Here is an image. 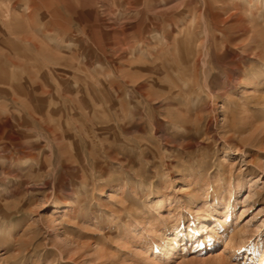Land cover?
Returning <instances> with one entry per match:
<instances>
[{
	"label": "rangeland",
	"instance_id": "rangeland-1",
	"mask_svg": "<svg viewBox=\"0 0 264 264\" xmlns=\"http://www.w3.org/2000/svg\"><path fill=\"white\" fill-rule=\"evenodd\" d=\"M262 2L0 0V264H263ZM87 112L135 136L82 179Z\"/></svg>",
	"mask_w": 264,
	"mask_h": 264
},
{
	"label": "bare ground",
	"instance_id": "bare-ground-1",
	"mask_svg": "<svg viewBox=\"0 0 264 264\" xmlns=\"http://www.w3.org/2000/svg\"><path fill=\"white\" fill-rule=\"evenodd\" d=\"M245 2H248L250 5H253V2H258V3H260V2H264V0H254V1H251V0H244ZM262 2V3H263ZM133 4V3H132ZM206 4V3H205ZM132 6V5H131ZM208 9H209V7H208ZM210 10V9H209ZM165 13V12H164ZM147 17V16H146ZM219 17V16H218ZM212 18V17H211ZM217 18V17H216ZM145 19V18H144ZM213 19V18H212ZM146 20V19H145ZM210 20V19H209ZM215 20V19H214ZM218 20H220V19H218ZM154 21V20H153ZM152 21V22H153ZM137 22V21H136ZM146 22V21H145ZM215 22V21H214ZM146 25V24H145ZM144 25V26H145ZM157 26V25H156ZM208 27V26H207ZM133 28V27H132ZM205 28H206V25H205ZM183 29V28H182ZM122 32V31H121ZM136 38V37H135ZM205 40V39H204ZM120 41V40H119ZM142 41V40H141ZM128 42H130V41H128ZM159 45V44H158ZM129 46H131L130 44H129ZM126 48V47H125ZM122 50V49H121ZM124 50V49H123ZM129 50V49H128ZM209 51V50H208ZM207 52V51H206ZM158 59V58H157ZM184 59V58H183ZM155 60V59H154ZM179 60V59H178ZM186 60V59H185ZM180 62H181V60H180ZM204 62V61H203ZM182 64L183 63H185V62H181ZM189 68V67H188ZM156 69V68H155ZM162 69V68H161ZM184 70V69H183ZM187 72V71H186ZM184 73V72H183ZM190 73V72H189ZM156 74H158V73H156ZM181 77V76H180ZM186 77V76H185ZM184 78V77H183ZM173 82V81H172ZM194 84V83H193ZM192 84V85H193ZM191 85V84H190ZM205 87H207L206 85H205ZM165 98V97H164ZM119 99V98H118ZM121 99V98H120ZM42 101V100H41ZM121 101H123V100H121ZM37 106V105H36ZM40 106V105H39ZM138 106V105H137ZM34 107V106H33ZM193 107V106H192ZM34 109H36V108H34ZM32 113H34V112H32ZM36 113V112H35ZM34 113V114H35ZM121 113H122V111H121ZM13 114V113H12ZM34 114H31V112H30V116L29 117H25V115H23V114H21V113H18V114H15L16 116H13L12 115V117H13V119H15V121H17L18 123V125H21V126H23V128H34V127H36V126H34L35 124H39V126H41L43 129H45V130H48L50 133L51 132H54L55 130H54V127L53 126H55V125H57L58 127L60 126L59 124L60 123H63L62 122V117L60 116V118H57V119H54V117L53 116H47V115H45L44 113H43V115H45V116H41L40 115V117L39 116H36V115H34ZM116 114H118V113H116ZM120 114V113H119ZM3 115V114H2ZM38 115V114H37ZM61 115V114H60ZM100 115V114H99ZM108 115V114H107ZM122 115V114H121ZM124 115H126V114H124ZM117 116V115H116ZM120 117V116H119ZM119 117H117V118H109L108 116H107V118H105V120H106V122H101L100 120H98V115L96 114L95 115V112H87L86 114H82V118H80V119H82L81 121H80V123H87V126L84 128V129H81L79 126H75V128H76V133L77 134H71L72 136H70V137H72V142L70 141V146H72V144H73V146L76 148V146L77 145H79V143H81V147H82V150H83V160L81 159V161H79L78 159H77V161L78 162H76L75 161V163H77V169H78V171H80L81 173H82V175L80 176L81 178L83 177V174H84V172H85V170H86V168H87V164H86V162L87 163H91L92 164V167H95L97 164H98V158H99V156L98 155H100V157L101 158H108L109 159V154L111 153V152H113V153H115L114 154V156H113V158L115 157V156H117V153H119L117 150L115 151V150H113V147H115L114 145H115V143H117V145H118V143H121V142H125L126 140H132L133 138H134V131H132L131 129H129V127H128V125H124V123H117L118 121H121L122 119L121 118H119ZM125 118V117H124ZM184 118V117H183ZM5 119V118H4ZM56 120H58V121H60V123H58V121H56ZM65 120V119H64ZM5 121L8 123V119L6 118L5 119ZM13 123V122H12ZM34 123V124H33ZM58 123V124H57ZM32 124H33V126H32ZM56 126V127H57ZM41 128V129H42ZM132 128V127H131ZM4 129L6 130V131H8L9 132V138H11V139H13V140H19L22 136H18V134L19 133H21V132H19L18 131V134H17V132H15L14 133V128L12 127V125L10 124V123H8V125H6L5 127H4ZM17 129V128H16ZM20 129H22V128H20ZM38 129V128H37ZM133 129V128H132ZM5 130L3 131V132H5ZM34 130V129H33ZM31 131V130H30ZM47 131V132H48ZM75 132V131H74ZM8 134V133H7ZM2 135V134H1ZM22 135H24V134H22ZM55 135V134H54ZM1 137H3V136H1ZM0 137V138H1ZM60 137V136H59ZM58 136L56 137H53V142H54V144H55V146L58 148L59 146H61L62 145V142H61V138H59ZM8 138V139H9ZM22 139H24V137L22 138ZM142 139V138H141ZM7 140V139H6ZM67 140V139H66ZM19 142H20V140H19ZM69 142V141H68ZM9 143V142H8ZM49 143V142H48ZM50 144V143H49ZM68 145H69V143H68ZM116 145V146H117ZM2 146V145H1ZM12 146V145H11ZM19 147V146H18ZM51 147H53V146H49V148H50V153H53V151H52V148ZM73 147V148H74ZM12 148H13V146H12ZM20 148V147H19ZM60 148V147H59ZM68 148V147H67ZM73 148H71V149H73ZM16 149H18V148H16ZM70 149V150H71ZM24 150H25V148H24ZM80 150H81V148H80ZM8 151V150H7ZM69 151V150H68ZM67 151V152H68ZM1 152V151H0ZM33 153V152H32ZM55 153V152H54ZM69 153H71V152H69ZM80 153H81V151H80ZM14 154V153H13ZM74 154V153H73ZM82 154V153H81ZM0 155H1V153H0ZM52 155V154H51ZM51 155L49 156V157H46V158H44L43 159V161L41 160V159H39V160H41V161H39V160H37L36 161V163L35 164H38V167H39V165H45V166H48V164H51V162H53L52 160H51ZM54 155V154H53ZM11 156V155H10ZM71 156H73V158L75 157L74 155H72V153H71ZM71 156H68V158L69 157H71ZM23 157V156H22ZM67 157V156H66ZM80 157V156H79ZM78 157V158H79ZM12 158V157H11ZM32 160L34 159V156H32L31 155V157H30ZM63 158V157H62ZM64 159H65V157H64ZM8 160V159H7ZM57 160V159H56ZM67 160V159H66ZM68 161H70V160H68ZM68 161H67V163H68ZM72 161V160H71ZM70 161V162H71ZM28 162V161H27ZM57 162V161H56ZM55 162V163H56ZM73 162V161H72ZM100 162V161H99ZM65 163H66V161H65ZM73 164H74V162H73ZM53 165V164H52ZM60 165V164H59ZM75 165V164H74ZM65 166H67L66 164H65ZM53 167V166H52ZM63 167V166H62ZM64 168V167H63ZM68 168V167H67ZM55 170H58V168L57 169H55ZM76 170V169H75ZM51 171H53V170H51ZM74 171V170H73ZM56 172V171H55ZM48 173H50L49 171H48ZM76 173V172H75ZM80 173V174H81ZM56 174H57V172H56ZM74 174V173H73ZM77 174V173H76ZM80 174H78V175H80ZM72 175V174H71ZM54 177H55V174H54ZM53 177V178H54ZM83 179V178H82ZM55 180H56V178H55ZM158 202H160V199H158V200H156V203H158ZM210 208H212V207H210ZM215 209V208H214ZM212 211H214V210H212ZM204 219H205V217H204ZM195 222V221H194ZM194 222H191L192 224L194 223ZM200 223H201V221H200ZM203 223V222H202ZM201 223V225L197 228V233L196 234H198V232L200 233V231H201V229H203L206 225L205 224H202ZM208 223V222H207ZM190 225V224H189ZM189 231L190 230H192V228L191 229H188ZM187 230V231H188ZM175 232H177V231H175ZM174 232V233H175ZM202 232V231H201ZM184 233V232H183ZM183 233L181 234V235H183ZM179 234V233H178ZM191 234V233H190ZM194 235V234H193ZM202 235V234H201ZM191 236V235H190ZM180 237V236H179ZM179 237H177V235L175 234L174 236H172V237H170V241H167L168 242V244H167V253H168V251H169V253H170V251H172L179 243H178V241H177V239L176 238H178L179 239ZM197 237V236H196ZM200 237V236H199ZM183 238H185V237H183ZM188 238H189V236H188ZM199 239V238H198ZM180 242V241H179ZM186 243V242H185ZM184 243V244H185ZM184 246V245H183ZM177 249V248H176ZM184 249V248H183ZM174 252V251H173ZM165 253H166V251H165ZM168 255V254H167ZM170 257V256H169ZM259 257V256H258ZM260 257H261V255H260ZM259 257V258H260ZM262 261V259H259V262H261ZM264 264V263H263Z\"/></svg>",
	"mask_w": 264,
	"mask_h": 264
}]
</instances>
